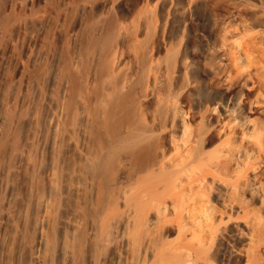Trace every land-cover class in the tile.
I'll return each mask as SVG.
<instances>
[{"label": "bare ground", "instance_id": "6f19581e", "mask_svg": "<svg viewBox=\"0 0 264 264\" xmlns=\"http://www.w3.org/2000/svg\"><path fill=\"white\" fill-rule=\"evenodd\" d=\"M224 2H213L216 43L207 52L222 64L208 70L210 92L200 95L194 113L186 101L188 50L180 53L186 36L166 49L164 59L145 53L136 78L118 59L126 42L121 32L101 66L100 99L87 102L96 109L85 105L82 112L83 141L74 142L76 151L92 140L97 114L103 125L99 119L95 126L102 125L107 143L96 162L83 158L76 173L98 179L96 241L119 231L126 263L140 264L146 242L149 260L143 264H212L209 254L217 243L223 260L264 264V0ZM147 103L153 104L149 113ZM7 111L0 102V128L9 121ZM118 168L121 183L113 194L109 184ZM39 202L46 204L47 197ZM36 233L30 259L39 264L44 225Z\"/></svg>", "mask_w": 264, "mask_h": 264}, {"label": "rangeland", "instance_id": "374dc122", "mask_svg": "<svg viewBox=\"0 0 264 264\" xmlns=\"http://www.w3.org/2000/svg\"><path fill=\"white\" fill-rule=\"evenodd\" d=\"M209 1L0 0V102L9 114L0 128V264H37L30 250L39 225L46 235L39 264L127 262L119 231L110 230L102 242L96 241L98 179L76 173L83 158L96 162L107 143L103 119L94 110L105 87L101 66L109 61L120 32L126 42L118 59L136 78L147 55L164 59L166 49L184 34L189 42L184 41L180 53L188 50L191 81L186 101L194 113L197 100L210 92L208 70L222 64L207 56L216 43L212 10L218 0ZM88 86L95 98L86 93ZM90 99L95 106H88ZM85 105L97 114L92 131L96 120L102 125L78 152L73 144L83 141L78 128ZM144 108L149 113L153 104ZM121 175L118 168L109 184L113 194ZM42 196L47 197L44 205ZM145 243L138 252L140 264L149 260ZM219 246L210 251V263L233 264L223 260Z\"/></svg>", "mask_w": 264, "mask_h": 264}]
</instances>
